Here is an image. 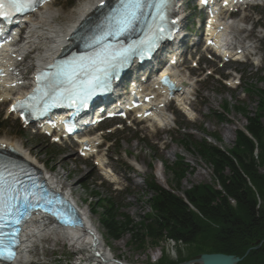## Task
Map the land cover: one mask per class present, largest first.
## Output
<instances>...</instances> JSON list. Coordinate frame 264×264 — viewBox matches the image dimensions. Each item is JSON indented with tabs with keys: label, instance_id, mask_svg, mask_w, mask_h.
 <instances>
[{
	"label": "rangeland",
	"instance_id": "obj_1",
	"mask_svg": "<svg viewBox=\"0 0 264 264\" xmlns=\"http://www.w3.org/2000/svg\"><path fill=\"white\" fill-rule=\"evenodd\" d=\"M71 1L56 0L47 10L54 15L59 23H65L70 20L67 18L70 10L84 0ZM183 1L184 4H190L188 7L190 9L184 12L187 15L186 20H190L188 18L191 16L195 1ZM259 2L263 5L249 7L244 11V15L249 19L246 24L240 22L245 31L238 34L240 45L246 47L245 50L248 53L256 52V57L245 56L240 60L224 64L220 57L210 58L203 55L204 61L199 62L197 57L193 56L186 62V65L180 68L182 73L187 76L188 71L192 73L190 77L192 94L187 96L192 110V120L184 116L173 104L177 116L176 121L188 128V131L196 138L205 136L201 131L202 127H205L209 132H219L222 142H216L213 139L211 141L223 149H230L234 146L236 130L247 123L243 115L236 111L235 106L240 104L253 112L257 109V95L254 94L251 97L243 94V88L238 85L239 76L243 77L242 86L249 85L250 89L264 88V80L260 79L264 77V30L260 27L264 25V0H259ZM35 17L32 18V21ZM237 19L238 21L243 20L242 15ZM249 31H251L250 36H248ZM40 52L38 50V54ZM35 55L33 54V56ZM196 62H198L197 67L194 66ZM210 71L215 75V78L207 77L206 73L208 74ZM223 75L228 76V79L224 81L225 85L217 80ZM223 103L227 104L225 115L228 117V121H220L218 117ZM150 128L156 129L151 125L148 127L145 122L139 126V129L144 133L152 134V137L139 141H130L132 136L137 133L134 130L118 134L123 138L120 150L111 148L107 154L110 158L109 165L115 175L114 183H111L103 180L100 177V170L96 169L93 164L85 162L75 151L62 150V147L57 145L51 146L53 144L45 136L26 130L22 124L20 126V123L12 115L6 113V105L0 104V139L22 144L45 166L48 161L50 164L48 163L47 168L68 190L70 189L79 206L88 212L97 231L103 236L106 248L111 250L115 259L129 264H155L153 262L163 251L171 259H178L179 253L184 258L189 256L190 249L169 239L160 241L154 246L146 244L143 247H138L130 242L129 234H125L119 240L111 238L101 221L103 210L97 203L99 197L112 198L118 206V211L125 213L135 222H140L143 216L150 211L149 198L151 194L146 191L147 186L144 179L154 174L159 183L172 186V174L165 168L164 161L173 162L179 157L189 166L188 174L182 181L184 189L193 184H215L209 166L194 151L183 149L179 142L182 134L176 130L175 126L170 130L161 128L155 135ZM102 152L105 153L106 150L102 149ZM135 160L137 165H135ZM128 166H131L132 170L128 169ZM122 188L124 190H121ZM48 236L49 239L44 240L40 244V249L31 255V264H67L68 258L73 254L76 257L71 261L72 264L78 262L79 258L85 259V256L76 253L70 244L56 240L54 235L48 234ZM191 258H195V256ZM83 264H88V262Z\"/></svg>",
	"mask_w": 264,
	"mask_h": 264
},
{
	"label": "trees",
	"instance_id": "obj_2",
	"mask_svg": "<svg viewBox=\"0 0 264 264\" xmlns=\"http://www.w3.org/2000/svg\"><path fill=\"white\" fill-rule=\"evenodd\" d=\"M256 93L257 112L235 106L247 121L249 135L238 129L232 148L222 149L190 134L182 140L187 150L210 166L216 185L201 183L184 189L188 166L181 160L166 165L173 185L166 188L154 179L149 183L151 213L140 222L118 213L111 200L105 201L101 221L109 236L119 240L129 234L138 247L169 239L190 249L188 257L179 253L178 259L163 251L156 264H179L202 253L243 256L251 247L238 264H264V88ZM215 139L222 141L218 135Z\"/></svg>",
	"mask_w": 264,
	"mask_h": 264
},
{
	"label": "bare ground",
	"instance_id": "obj_3",
	"mask_svg": "<svg viewBox=\"0 0 264 264\" xmlns=\"http://www.w3.org/2000/svg\"><path fill=\"white\" fill-rule=\"evenodd\" d=\"M101 1L103 0H84L80 2L70 10V13L67 15V18L70 20L65 23H59L58 20L55 19L54 15L47 11L45 13L42 12V15L40 16L41 18L37 21L29 20V23L27 24L28 30L24 32L26 33V37L22 38L23 40H21L18 45L0 56L2 61L5 62L7 61L6 55L12 59H18L26 51L31 50L32 52H35L38 49L41 50V52L35 56L32 61L23 67H20V63L16 65L15 62H12L11 60L10 62L12 63L9 65L5 62L8 68L11 66L14 67V70L19 71V73L16 74L14 82H28L29 78L22 75L25 73V70L28 67H36L43 62H47L49 59H52L54 56H56L62 47L70 43V39H68L70 34L86 16L92 14L93 9L96 8L98 3ZM239 1L243 3L245 1L251 0ZM44 8L46 7H43L42 10ZM233 27L240 28V25L234 21L231 23L226 21L224 24H222L221 32L216 39V43H218L216 52L222 53L223 55H225V53H229V55L233 58H240L242 56L239 54V52H237V50L240 48L237 46V43H239V38L236 32L232 29ZM233 38L235 41H233ZM222 47H224V49L227 47L228 50L223 49L222 51ZM174 72L177 73L178 79L182 84V89L178 92L179 94L177 95L176 100L184 110H187L185 103L183 102V97L190 92L191 84L188 79H186L185 76L179 72L178 68H175ZM6 84V82H0V86H5ZM13 90L14 89H0V99L7 100ZM14 94H16V92ZM162 102L164 101L160 99L158 103ZM162 109L160 111L163 114L159 115V124H168L170 117L167 116ZM85 137L89 140V142L93 143V147H95L94 144L99 140L97 135H85ZM4 143L12 145L18 151V153L29 162H37V157H34L30 152L25 150L24 147L21 146L22 144L16 141L0 139V145ZM98 161L101 164L102 159H99ZM105 173L114 179V174H112L110 170H105ZM48 182L53 187H60V182L57 179H54V176L52 175L49 177ZM69 192L70 191L66 192L67 197L70 195ZM72 200L78 209L81 225L76 227H56L46 217L36 216L29 223L25 230V237L20 259L25 255L33 254V252L39 248V245L43 240L49 239V236L47 237V235L51 234L54 235L57 240H62L63 242L65 241L66 243L70 244L73 250L78 254L84 255L85 261L88 262V264H122L115 261V257L111 250L106 248L105 240L103 236L97 231L90 216L88 215V212L81 208L74 199Z\"/></svg>",
	"mask_w": 264,
	"mask_h": 264
},
{
	"label": "snow or ice",
	"instance_id": "obj_4",
	"mask_svg": "<svg viewBox=\"0 0 264 264\" xmlns=\"http://www.w3.org/2000/svg\"><path fill=\"white\" fill-rule=\"evenodd\" d=\"M33 3H35V0H0V16L5 15L6 9L9 7L23 9L31 6ZM121 3L122 7L119 9L118 14L113 17L114 31L109 33L117 38L133 29L135 23L140 19L139 14L145 8L146 0H121ZM168 3L169 0H159L156 4L157 11L162 13V10L166 8ZM158 30L160 32L164 31L162 27ZM154 46V40L147 38L140 40L138 43H133L126 49L111 53L110 58L103 62L105 67L99 68L97 73L86 81L87 88L89 89L88 94L91 95L92 91L97 87H107L108 69L122 66L127 63L132 53L138 50L146 52ZM57 75H63L68 77L69 80H73L75 77L82 75V73L75 71L69 65L62 66ZM50 87H55V82H52ZM29 195H32L33 200H36L35 193L19 190L15 181L9 182L8 177L3 172H0V259L14 261L16 258L13 246L18 243L15 237L20 232V229L13 228L10 232L5 231V229L11 225H20L29 217L30 211L36 207V204L29 200ZM40 198L44 199L43 196ZM45 203L52 204L53 200L46 199ZM44 210L47 211L46 208ZM53 215L57 214L53 213ZM59 218L64 223H71V221L63 219L62 216Z\"/></svg>",
	"mask_w": 264,
	"mask_h": 264
},
{
	"label": "water",
	"instance_id": "obj_5",
	"mask_svg": "<svg viewBox=\"0 0 264 264\" xmlns=\"http://www.w3.org/2000/svg\"><path fill=\"white\" fill-rule=\"evenodd\" d=\"M250 249L247 250L246 254ZM245 254V255H246ZM243 259L233 254L225 253H202L199 258L182 262L180 264H237Z\"/></svg>",
	"mask_w": 264,
	"mask_h": 264
}]
</instances>
